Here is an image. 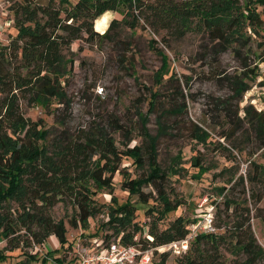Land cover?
<instances>
[{
	"label": "trees",
	"instance_id": "trees-1",
	"mask_svg": "<svg viewBox=\"0 0 264 264\" xmlns=\"http://www.w3.org/2000/svg\"><path fill=\"white\" fill-rule=\"evenodd\" d=\"M11 10L18 34L0 49V239L7 241V246L0 249V263L14 257L12 252L25 243L15 240L18 230L14 219L1 212L5 201L12 199L18 203V210L23 211L18 217L20 227L33 239L26 241L27 247L32 243L42 246L55 237L63 248L68 244V231L63 221L52 218L51 210L62 202L74 205L77 213L71 225L88 230L90 219L106 210L94 198L97 191L106 189L113 193L115 175L125 158L133 159L139 168L146 162L149 166L146 177L124 182L125 190L131 196L137 195L144 205L159 200L162 210L153 208L148 212L153 220L142 240L144 228L135 223L137 207L131 203L119 204L113 198L107 208L106 227L119 236L120 243L145 250L157 251L186 239L192 222L184 217L177 218L166 229L159 226L165 215L177 210L183 201L171 199L176 192L169 186L168 174L159 167L153 139L149 138L146 154L141 147L131 148L135 139L133 131L111 119V127L122 137L123 150L109 134L85 130L58 137L50 150L41 144L48 141L50 132L26 118L19 103L26 98L43 105L54 99L65 100L60 82V77L68 72L64 52L83 40L114 41L123 28L132 32L149 28L157 35L166 32L176 39L193 31L203 35L208 51L203 58H211L206 59L210 60L208 79L227 81L236 97L242 99L251 89L245 79L253 80L259 70L257 66L251 68L249 56L244 53H253L255 44L264 47V0H21ZM107 12H114L120 18H115L108 32L101 35L95 31V22L103 30L109 22ZM112 32L116 33L113 37ZM227 52L242 60V80L223 71L221 56ZM253 110L245 109L247 123L261 137L264 146V112ZM194 165L203 169L199 157ZM263 177L261 167L251 182L260 183ZM145 187L152 190L145 192ZM250 214L247 209L246 221L235 226V233L217 234L213 220V231L198 232L192 243L210 245L216 251L226 245L229 252L244 257V264H262L264 247L252 232ZM257 217L264 221V216L257 214ZM111 238L107 235L103 241L108 243ZM74 248L70 244L69 249ZM179 257L182 259L177 264L213 261L203 251L194 255L190 246ZM28 259L39 264L49 261L38 254ZM168 259L169 253H162L159 264H167ZM65 261V258L56 259L55 263Z\"/></svg>",
	"mask_w": 264,
	"mask_h": 264
},
{
	"label": "rangeland",
	"instance_id": "rangeland-1",
	"mask_svg": "<svg viewBox=\"0 0 264 264\" xmlns=\"http://www.w3.org/2000/svg\"><path fill=\"white\" fill-rule=\"evenodd\" d=\"M20 1L6 0L5 8L0 10V24L5 30L0 49L18 34L11 7ZM107 13L109 22L103 30L95 22V31L101 35L108 32L115 18H120L114 12ZM115 34L112 32V37ZM206 46L203 35L194 31L176 39L166 32L157 35L149 28L134 32L123 28L114 41L76 42L64 52L68 72L60 77V82L65 100L54 99L43 105L33 98L21 99L20 110L26 118L40 123L42 130L50 132L48 141L41 143L50 150L58 137L81 130L107 133L123 150L122 137L111 127V119L133 131L131 148L141 147L146 154L149 138L153 139L159 167L168 174L169 186L176 192L171 199L183 201L177 210L165 215L159 223L161 229L168 228L179 217L192 222L191 226L204 224L208 217L214 220L217 234L235 233V226L246 221L249 209L252 232L264 247V221L257 217L264 216V177L260 183L251 182L261 167L264 169V146L261 137L248 125L245 112L247 107H252L253 112H264V47L255 44L253 53H244L249 56L251 68L257 66L259 70L253 80L245 79L251 89L238 99L227 81L208 79L210 60L206 59L211 58H203L208 55ZM221 61L225 74L244 78L241 59L227 52ZM197 157L203 169L195 167ZM148 173L147 162L139 168L133 159L125 158L115 175L113 193L106 189L97 191L94 198L106 210L90 219L88 230L71 225L77 213L74 205H56L51 216L56 222L63 221L68 231V244L63 248L55 237L42 246L32 243L27 247L26 241L33 239L20 227L18 217L23 211L12 199L5 201L1 212L14 219L18 230L15 240L25 243L12 252L14 257L0 264H39L28 259L32 254L47 258L48 264H56V259L76 258L82 247L103 242L107 235L112 236L110 242L119 241V236L106 227L107 208L113 198L119 204L137 207L135 223L144 228L140 237L145 239L153 220L148 212L153 208L162 210V205L157 199L149 205L140 203L138 196H131L123 184ZM192 242L193 239L189 246L193 254L203 251L213 260L211 264H244V257L229 252L226 245L216 251L210 245ZM70 244L75 248L70 250ZM6 246L7 241L0 239V249ZM162 253H169L167 264H177L182 259L176 250L163 246L153 251L152 264H159Z\"/></svg>",
	"mask_w": 264,
	"mask_h": 264
},
{
	"label": "built area",
	"instance_id": "built-area-1",
	"mask_svg": "<svg viewBox=\"0 0 264 264\" xmlns=\"http://www.w3.org/2000/svg\"><path fill=\"white\" fill-rule=\"evenodd\" d=\"M6 0H0V10L5 8ZM7 27V26H6ZM4 26L0 24V38L4 35ZM204 224L191 226L189 236L178 242H173L167 247L176 250L178 254L184 253L189 249L192 239L198 232L213 231L212 218H205ZM205 225V226H204ZM197 231V232H196ZM196 232V233H195ZM96 245V246H94ZM93 246L82 247L75 260H68L60 264H152L154 249H143L140 246H126L120 241L115 242H96ZM166 247V246H165ZM160 248H158L159 250Z\"/></svg>",
	"mask_w": 264,
	"mask_h": 264
}]
</instances>
